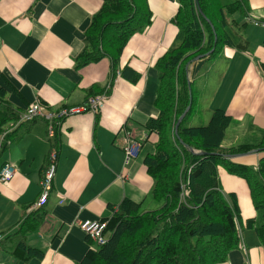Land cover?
Segmentation results:
<instances>
[{"label": "crops", "instance_id": "0c3cea01", "mask_svg": "<svg viewBox=\"0 0 264 264\" xmlns=\"http://www.w3.org/2000/svg\"><path fill=\"white\" fill-rule=\"evenodd\" d=\"M143 1L150 23L127 42L110 94L96 95L105 98L102 110L60 121L56 171L42 207L46 216L38 230L27 232L25 238L39 253L27 262L12 257L20 241L14 234L34 211L40 196L39 183L49 154L48 123L39 118L18 124L13 129L17 140L6 148L1 146L5 134L0 135V168L9 164L14 170L9 182L0 183V264H79L90 249L98 247L80 230L81 222L108 221L126 202L141 213L161 206L151 198L154 180L145 164L154 153L158 135L145 137L144 126L159 115L154 107L158 86L155 64L181 37L174 24L176 0ZM245 2L248 15L237 20L245 23L242 33L249 42L247 50L225 47L214 59L198 60L203 56L199 55L184 66L195 103L191 119L196 118L199 102L205 98L210 106L206 120L215 109H221L231 117L227 130L238 122V130H231L234 135H226V130L222 148L255 146L264 137V0ZM101 5L102 0H0V73L20 97L1 78L0 88L20 114L35 102L52 112L82 106L90 89L110 81L108 59L76 67L85 31ZM126 67L139 74L135 84L120 77ZM128 132L141 147L127 162L123 147ZM235 156L229 160L257 170L264 151ZM217 174L226 191L223 195L227 200L230 194L234 196L239 212L238 219L234 218L237 248L218 264H264V246L255 231L259 214L247 182L221 167ZM182 187L190 192L188 179H182ZM251 220L253 224L247 226Z\"/></svg>", "mask_w": 264, "mask_h": 264}, {"label": "trees", "instance_id": "16d2710c", "mask_svg": "<svg viewBox=\"0 0 264 264\" xmlns=\"http://www.w3.org/2000/svg\"><path fill=\"white\" fill-rule=\"evenodd\" d=\"M178 10L174 24L181 40L155 64L158 86L154 107L159 115L148 120L146 136L156 133L158 141L154 153L145 160L148 174L153 178L151 198L161 206L150 212H139L126 202L120 212L107 222V242L90 249L79 264H218L228 252L237 248L238 235L234 218L239 212L233 195L228 200L219 188L217 169L224 168L229 175L245 180L249 186L254 209L259 214L255 227L259 242L264 246V158L258 169L233 163L229 158L252 150L264 151V137L255 146L239 145L222 148L231 117L225 110L215 109L208 123L188 127L195 106L191 82L184 70L186 63L199 55L212 54L214 59L223 48L244 52L249 42L242 30L245 25L237 17H247L245 0H176ZM200 11L201 15L198 13ZM151 17L143 0H102L99 11L91 17L85 31L84 47L76 58V67L83 68L108 59L111 64L105 86L98 87L88 98L110 94L119 58L129 39L150 23ZM206 58V57H205ZM130 70V71H129ZM120 77L131 84L139 74L129 68L120 71ZM0 78L10 91L20 97L8 80ZM190 88V94L188 91ZM50 111V110H49ZM176 133L174 125L184 113ZM20 112L6 100L0 88V135L2 148L17 140L15 125ZM47 124V123H46ZM54 123V137L48 139L49 154L59 149L58 128ZM24 127L20 125L18 127ZM191 150L199 154H193ZM47 154L44 172L49 165ZM202 154V155H201ZM3 167V166H2ZM1 167V168H2ZM0 168V169H1ZM188 179L189 195L181 200L180 182ZM229 201V202H228ZM43 207V206H42ZM40 207L30 213L15 232L19 242L12 251L17 261L27 262L39 251L28 245L27 232L38 230L46 216ZM254 220L248 221L251 226ZM10 238V237H9ZM40 253V257H41Z\"/></svg>", "mask_w": 264, "mask_h": 264}, {"label": "built area", "instance_id": "2783aa9c", "mask_svg": "<svg viewBox=\"0 0 264 264\" xmlns=\"http://www.w3.org/2000/svg\"><path fill=\"white\" fill-rule=\"evenodd\" d=\"M264 26V25H263ZM104 96H95L89 98L82 106L71 107L69 109H64L59 112L48 111L46 108L41 106L38 102H35L28 106L24 112L19 117L18 124L24 122H30L35 119H43L48 123L47 137L52 139L54 137V123L55 125L60 122L63 118L71 115H77L85 112H91L92 114H99L103 108ZM131 133H126L125 144L123 151L125 152V158L127 162L135 158L141 147V143L137 141ZM49 165L47 170L44 172L42 179L39 183L40 186V196L38 201L33 206V210H37L46 204L49 192L52 188V182L54 179L56 171V154L55 152H50L49 154ZM14 171L10 165H4L0 169V182H9L13 177ZM187 186V185H186ZM189 192L186 187L181 188V200L184 201L188 197ZM107 227V222L102 221H83L79 224L80 230L87 235L96 246L104 245L109 237V233H105Z\"/></svg>", "mask_w": 264, "mask_h": 264}, {"label": "rangeland", "instance_id": "374dc122", "mask_svg": "<svg viewBox=\"0 0 264 264\" xmlns=\"http://www.w3.org/2000/svg\"><path fill=\"white\" fill-rule=\"evenodd\" d=\"M198 82V81H196ZM200 100H201V97H200ZM205 98H203L202 101L199 102V112H197V114L195 115L196 118L194 119H191L189 120L187 123H186V126H191V127H200V126H203V125H206L210 119V117L208 118V120H206L207 118V109L208 107H210L207 103H205L206 101H204ZM238 122H233V124H231L230 128L231 130H235L237 131L238 130V127H237V124ZM231 130H227V134L226 135H234V131H231ZM240 135V134H239ZM241 142H239L240 144ZM220 188L222 190V194H225L226 191L224 190V187L222 185H220Z\"/></svg>", "mask_w": 264, "mask_h": 264}, {"label": "water", "instance_id": "95a60500", "mask_svg": "<svg viewBox=\"0 0 264 264\" xmlns=\"http://www.w3.org/2000/svg\"><path fill=\"white\" fill-rule=\"evenodd\" d=\"M195 1V3L197 4V0H194ZM198 13L200 14V16H202L201 15V13H200V11L198 10ZM203 18H205L204 16H202ZM212 54V52H210L209 54H206V55H204V56H201V57H199V58H196V59H201V58H203V57H208V56H210ZM189 86L190 85H188V91H189V94H190V88H189ZM185 114H186V112L181 116V117H179V119L177 120V122H176V124H175V126H174V132L176 133V131H177V129H178V126L180 125V123H181V121L183 120V118L185 117ZM202 155V154H201ZM234 157V156H233ZM235 157H237V156H235Z\"/></svg>", "mask_w": 264, "mask_h": 264}]
</instances>
